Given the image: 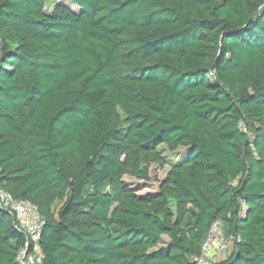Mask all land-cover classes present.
<instances>
[{"label": "trees", "instance_id": "obj_1", "mask_svg": "<svg viewBox=\"0 0 264 264\" xmlns=\"http://www.w3.org/2000/svg\"><path fill=\"white\" fill-rule=\"evenodd\" d=\"M69 2L0 0V188L37 264H196L216 220L211 264H264V0ZM26 239L0 207V264Z\"/></svg>", "mask_w": 264, "mask_h": 264}, {"label": "built area", "instance_id": "obj_2", "mask_svg": "<svg viewBox=\"0 0 264 264\" xmlns=\"http://www.w3.org/2000/svg\"><path fill=\"white\" fill-rule=\"evenodd\" d=\"M0 207L13 212L20 229L27 236L24 248L18 253L16 260L20 264H37L42 254L39 239L43 220L38 214L37 207L28 201L16 200L13 196L0 188ZM239 237L225 235L222 225L216 220L206 238L202 242L200 254L194 256L196 264H211L223 260Z\"/></svg>", "mask_w": 264, "mask_h": 264}, {"label": "rangeland", "instance_id": "obj_3", "mask_svg": "<svg viewBox=\"0 0 264 264\" xmlns=\"http://www.w3.org/2000/svg\"><path fill=\"white\" fill-rule=\"evenodd\" d=\"M58 3H63L67 6H69L72 10L74 11H79V9L75 6L72 5L69 0H46V5L45 8L48 11H51V9ZM186 150V148H180L178 151L175 152H169V151H165L166 156H168L169 158H171L172 160H179L177 157V154L179 152H181L182 150ZM168 169L167 166H165L164 168H160L155 164H151L148 168L149 171V177L150 180L149 181H141V180H137L129 175H125L124 176V180L134 186V187H138L139 188V192L138 194H145V193H153L156 191L157 186H158V181L163 179L164 175H165V171ZM166 238V237H165ZM164 243V242H163Z\"/></svg>", "mask_w": 264, "mask_h": 264}]
</instances>
